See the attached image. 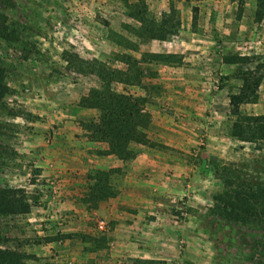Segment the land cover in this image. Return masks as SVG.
Returning a JSON list of instances; mask_svg holds the SVG:
<instances>
[{
  "label": "rangeland",
  "instance_id": "374dc122",
  "mask_svg": "<svg viewBox=\"0 0 264 264\" xmlns=\"http://www.w3.org/2000/svg\"><path fill=\"white\" fill-rule=\"evenodd\" d=\"M255 7V0H0V14L20 34L15 44L0 40L11 91L0 108V186L23 189L32 205L27 216L0 217L1 247L52 260L51 251L62 248L47 244L69 239L76 253L84 249L87 264H264V229L206 216L212 195L222 190L215 165L252 162L264 177V148L228 135L229 88L238 82L235 68L222 63L230 54L264 62V20L254 21ZM171 9L179 22L175 34L138 37L132 14L160 22ZM144 53L176 59L141 61ZM93 60L119 70L138 62L139 84H110L140 99L149 116L151 146L131 144V160L102 155L106 144L86 137L85 126L99 112L78 103L102 82L80 61ZM258 95L242 112L264 114V78ZM65 123L63 137L55 136L53 129ZM58 138L79 139L84 167L64 158L52 165ZM35 145L44 160L29 152ZM151 205H167V217L159 220ZM122 222L134 241L120 234L114 244L107 233Z\"/></svg>",
  "mask_w": 264,
  "mask_h": 264
},
{
  "label": "trees",
  "instance_id": "16d2710c",
  "mask_svg": "<svg viewBox=\"0 0 264 264\" xmlns=\"http://www.w3.org/2000/svg\"><path fill=\"white\" fill-rule=\"evenodd\" d=\"M255 3L254 21L260 23L264 20V0H255ZM174 13L171 9L160 22L146 20L143 14H132L140 23L138 37L146 41L175 34L179 22L173 21ZM0 40L7 44H15L20 40V34L8 25L4 14H0ZM146 59L148 62L166 64L175 60L176 55L144 53L141 61ZM67 62L70 63V60ZM80 62L86 65L87 74L95 75L102 82L99 89H91L78 103L79 107L99 112L98 118L85 126L87 139L106 144L107 150L102 155L114 156L120 161L133 159L135 153L129 147L131 144L151 146L146 135L149 116L143 112L140 99L117 93L110 88V84H139L142 73L135 66L138 62L133 61L132 66L125 70L111 69L95 60ZM222 63L235 68L233 78L238 82L229 88L228 116L231 124L228 135L233 140L251 144L256 150H261L264 148V114H245L241 106L257 103L258 88L264 78V62L254 55L230 54L222 58ZM5 79V69L0 63V108L4 107L3 99L11 92ZM259 166L252 162L237 164L230 161L215 165L216 178L222 190L212 195V204L206 216L233 225L263 230L264 177L260 175ZM31 207L23 189L10 185L0 186V217H24L30 214ZM32 258V255L18 249H6L0 245V264H27Z\"/></svg>",
  "mask_w": 264,
  "mask_h": 264
},
{
  "label": "crops",
  "instance_id": "0c3cea01",
  "mask_svg": "<svg viewBox=\"0 0 264 264\" xmlns=\"http://www.w3.org/2000/svg\"><path fill=\"white\" fill-rule=\"evenodd\" d=\"M67 126H69L68 123H65L64 125H57V127L55 129H53L54 135L55 136L58 135L60 137H63V132H65V130L68 128ZM74 128H75V130H78L77 126L73 127V129ZM82 142H81V144L84 146L85 143H82ZM88 145L91 147H95V145L91 142H88ZM35 146H37V145H35ZM51 148H52L51 149V157H52V163H53L52 165L54 167H59V161H61V159H63V158L67 162V164L69 163V161H77L79 164L78 165L79 169H80V164H81V168L84 167V163H85V160L87 157V151L84 149H81L79 139H77L75 141V139H73V138H66V139L58 138L57 140H55L53 142ZM28 150L32 156H36V157L39 156L40 158H42V160H44L45 159L44 157L47 156L46 153H43L41 151V149H39V146L29 147ZM74 157L76 159H74ZM64 165H63V168H64L63 171L67 172L68 168L67 167L65 168ZM79 171L80 170H78V172ZM69 174H71V171H69ZM102 206H105V205H102ZM113 206H115V205H113ZM130 206H134V205H130ZM150 207L151 208L152 207L158 208V210L160 211L159 212L160 218L158 217L159 220H162L163 215L167 217L166 211L163 210L164 208H167V205H151ZM138 210L141 211L140 208ZM124 218L126 221L130 220L129 219L130 217H128V215H127V217L124 215ZM120 234H122L123 236ZM133 234H134V232H133L132 227L130 225H128L127 222H122V224L121 223L118 224L117 227L115 226V228L112 229V231H109L107 233V236L109 237L110 240H112V242L114 244H116L118 241H121V236L124 237L123 239L126 243L127 242L131 243L132 241H134V237H135V236H133ZM154 236H157L153 240L155 243H158L159 241L162 240V238L158 236V232H157V235L155 232ZM47 245L49 248L53 247V246H59L62 249L56 248V249H54V252L51 251V254L53 255V256L51 255V257H53L52 260L51 259H48V260L43 259L42 260L41 258L39 259V255L36 254L34 256H36L37 259L30 260L27 264H47V262H49L48 264H85L86 263V262L83 263V261H86V259H87L86 255L83 253L84 249H82L81 251H77V253H76L75 252L76 248L74 247L72 241L69 239L61 240L59 242L58 241H52V242L48 243ZM101 254L103 255L104 253H101ZM77 259L79 261H77ZM102 259H103V257H102ZM80 260H82V261H80ZM50 262H52V263H50ZM93 264H96V263H93Z\"/></svg>",
  "mask_w": 264,
  "mask_h": 264
},
{
  "label": "built area",
  "instance_id": "2783aa9c",
  "mask_svg": "<svg viewBox=\"0 0 264 264\" xmlns=\"http://www.w3.org/2000/svg\"><path fill=\"white\" fill-rule=\"evenodd\" d=\"M100 224H104V222H103V221H101V222H100ZM100 227L102 228V227H103V225H100Z\"/></svg>",
  "mask_w": 264,
  "mask_h": 264
}]
</instances>
